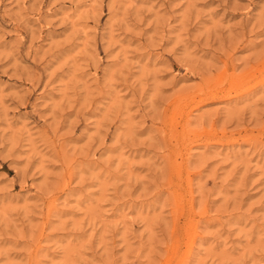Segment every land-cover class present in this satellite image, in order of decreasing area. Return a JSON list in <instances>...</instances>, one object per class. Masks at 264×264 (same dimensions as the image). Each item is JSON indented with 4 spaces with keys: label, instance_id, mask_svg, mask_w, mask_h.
<instances>
[{
    "label": "rangeland",
    "instance_id": "1",
    "mask_svg": "<svg viewBox=\"0 0 264 264\" xmlns=\"http://www.w3.org/2000/svg\"><path fill=\"white\" fill-rule=\"evenodd\" d=\"M0 264H264V0H0Z\"/></svg>",
    "mask_w": 264,
    "mask_h": 264
}]
</instances>
